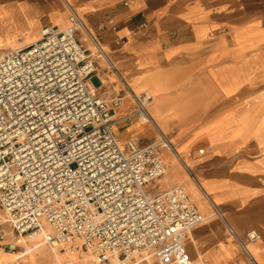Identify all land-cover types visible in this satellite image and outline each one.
<instances>
[{
  "label": "crops",
  "instance_id": "0c3cea01",
  "mask_svg": "<svg viewBox=\"0 0 264 264\" xmlns=\"http://www.w3.org/2000/svg\"><path fill=\"white\" fill-rule=\"evenodd\" d=\"M73 10L105 50L92 84L106 100L124 99L118 115L135 112L130 91L153 96L156 125L133 118L115 132L125 149L161 133L175 147L161 150L165 186L184 187L208 218L186 239L192 263L264 264V0H0V58L46 28H68ZM78 38L94 53L84 32ZM5 229L17 251H0V264L93 263Z\"/></svg>",
  "mask_w": 264,
  "mask_h": 264
},
{
  "label": "built area",
  "instance_id": "2783aa9c",
  "mask_svg": "<svg viewBox=\"0 0 264 264\" xmlns=\"http://www.w3.org/2000/svg\"><path fill=\"white\" fill-rule=\"evenodd\" d=\"M70 23L0 58V251H17L10 226L19 240L86 252L92 264H193L185 242L208 218L182 186L147 192L168 175L161 150L175 147L161 133L125 149L115 132L133 118L156 125L153 96L130 91L136 110L120 117L124 99L106 100L92 84L105 50L74 10Z\"/></svg>",
  "mask_w": 264,
  "mask_h": 264
},
{
  "label": "rangeland",
  "instance_id": "374dc122",
  "mask_svg": "<svg viewBox=\"0 0 264 264\" xmlns=\"http://www.w3.org/2000/svg\"><path fill=\"white\" fill-rule=\"evenodd\" d=\"M118 132L120 133L119 136H120L121 139H126L128 137L129 133L123 132L122 130H120V128H119ZM153 135H154V133H153V131L151 129H147L145 132H143V137L145 139H151L153 137ZM165 179H166V177L163 180H160V181L150 185L148 187V189H147V192L149 194H151V195H155V194H157L159 192H163V191L167 190L168 188H166L165 183H164ZM64 253H66V252H64ZM44 254L45 253L43 251L38 252L37 253L38 260H41V261L44 260L45 259V255Z\"/></svg>",
  "mask_w": 264,
  "mask_h": 264
},
{
  "label": "bare ground",
  "instance_id": "6f19581e",
  "mask_svg": "<svg viewBox=\"0 0 264 264\" xmlns=\"http://www.w3.org/2000/svg\"><path fill=\"white\" fill-rule=\"evenodd\" d=\"M36 240H39V239H36V238H35V239L31 240V241H36Z\"/></svg>",
  "mask_w": 264,
  "mask_h": 264
}]
</instances>
